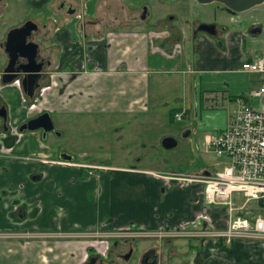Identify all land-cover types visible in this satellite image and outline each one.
Masks as SVG:
<instances>
[{"label":"crops","instance_id":"crops-1","mask_svg":"<svg viewBox=\"0 0 264 264\" xmlns=\"http://www.w3.org/2000/svg\"><path fill=\"white\" fill-rule=\"evenodd\" d=\"M61 1L24 0L21 15L6 25H20L26 11L30 12L27 16H33L30 20L38 24L41 21L38 12L45 10V20H42L45 27L41 31L44 37L41 42L37 41L41 56L49 65L45 68V84L39 82L44 87L39 90V111L27 110L30 101L23 100L16 83L0 82V107L5 110L10 131L7 134L0 128V193L6 194L4 200L0 199V226L18 228L27 223L23 221L24 215L14 223L7 218L10 193L2 191L10 189L12 181L18 178L16 165L11 169L6 164L4 170L2 160L16 161L22 157L34 158L38 164L49 166L44 174L29 172L30 169L20 177L25 185L45 177V195H48L43 205L45 226L100 232L124 228L156 231L184 224H204L207 220L214 229H224L230 219L241 216L239 212H244L245 207L228 211L225 205L206 204L202 184L167 179L176 175L169 174L164 167L153 166L151 152L154 142L172 135L163 125L166 115L170 120L175 113H182L181 120L191 118L192 123L179 126V136L192 141L193 147L199 144V154H204L206 135L224 128L233 117L239 99L264 110V93L251 94L264 88V77L240 70L242 63L264 55V3L257 5L261 7L260 12L243 26L236 22V29L218 21L202 22L214 23L216 33L211 36L191 26H181L179 21L165 27L166 33L161 32L160 22L129 26L126 12L130 10L124 0H78L79 9L75 14L67 11L62 14ZM86 4H91L90 11L84 9ZM4 34L5 31L0 38ZM2 62L0 56V69ZM41 112H46L51 122H57L58 134L47 133L42 138L39 131H24L10 147L5 146L4 139L14 133L19 123ZM148 117L158 119L149 130L158 123L163 129L148 140L149 153L143 143L132 153L125 145L115 146L123 131L121 119L127 126L130 121L136 124ZM75 118H87L92 125L109 121L108 130L100 131L113 133L112 142L105 143L103 148L90 140L93 150L88 152L67 145L65 126L60 125L63 119ZM53 137L59 141L54 147ZM59 153L73 159L59 160ZM58 168L69 171L55 170ZM82 169L96 172L92 176L96 195L87 206L83 203L82 183L68 182L72 177L81 176ZM203 169L187 175L207 171ZM56 187L61 192L57 193ZM86 187L89 191L95 188L91 189L89 182ZM50 194H54V205L63 206L56 221L49 217ZM70 240L42 241V252L36 260L40 264H85L87 256L96 253L104 256L108 250L103 244L87 245ZM185 240L174 241L184 243ZM192 241L196 246L189 252L197 264H264L263 243L232 239L228 244L218 241L216 246H202L197 239ZM6 245L0 247V264H21L19 255L27 251L26 245ZM4 249L6 252L2 255ZM109 258L102 257L103 262Z\"/></svg>","mask_w":264,"mask_h":264},{"label":"rangeland","instance_id":"rangeland-1","mask_svg":"<svg viewBox=\"0 0 264 264\" xmlns=\"http://www.w3.org/2000/svg\"><path fill=\"white\" fill-rule=\"evenodd\" d=\"M24 0H4L0 4V36L5 31L8 32L11 27H7L15 20L17 17L21 15L23 12L22 2ZM60 1V0H58ZM63 1V2H62ZM60 3L64 5H68V9H71L72 14H75L79 9L78 0H62ZM127 3L128 9L126 14V20H128L129 26L131 25H140L146 22L145 26L153 25L155 19L166 15H172L179 19L184 20H193L195 22H219L223 26H230L236 29V22L238 25L243 26L244 23L248 22L250 17L257 12H260L261 7L255 6L254 9L251 8L248 11L238 13L237 17L233 16V22L229 21V15L226 12L222 11L221 5L218 3H209V4H199L194 0H124ZM90 5L86 4L84 9L86 11H90ZM145 7L144 19H140L141 17V8ZM264 7V6H262ZM56 9H53L55 12ZM62 14L64 11L61 9ZM264 12V11H263ZM140 15V17H139ZM68 18V17H66ZM240 20V21H237ZM160 24V23H159ZM214 24V23H213ZM157 25V24H156ZM126 26V25H125ZM158 28V27H156ZM53 116V115H52ZM53 118V117H52ZM70 118V117H68ZM123 122H120V126L123 128V131L119 133V142L115 146H127L130 153L133 152L136 148H139V145L143 143L145 147H148L150 143H147L148 140L153 138L155 134H160L163 132V129L160 128V123L157 124L156 128L153 130L150 129V125L152 126L158 119L148 117L147 119H140V123L132 124L131 121L126 126V122L121 119ZM52 121V120H51ZM191 118L174 121L173 119H168L166 115V122L164 120L163 125L165 129L172 133L170 137H173L177 144L174 148L169 150H164L160 147L158 142H154L151 156L155 160V164H152L155 167H164L166 171H169V174L174 175H184L194 174L198 172V169L204 168L203 170H207L208 172H216L220 171L223 167V158H217L210 152H203L204 154H199L200 145L197 144L195 147L192 145V141H188L187 139L179 136L178 129L179 126H183L187 123H192ZM53 130L49 132V134L57 133L58 134V125L56 121L52 122ZM106 125H110L109 121L102 122V124H94L92 125L91 121L87 118H75L72 120H64L61 122L60 127L65 126L64 132V142L71 146L72 148L80 147L81 152H88L93 150V147L90 146V140H93V143L105 148L107 142H112L113 133L102 132L100 130H108ZM126 126V127H125ZM147 130V131H146ZM106 138V139H105ZM163 138V137H162ZM101 140L96 141V140ZM111 139V140H110ZM192 139V138H191ZM190 139V140H191ZM52 141L56 146L59 141L57 138H52ZM61 143L63 141H60ZM146 143V144H144ZM205 147V146H204ZM110 148V147H109ZM112 149V148H110ZM114 151V149H112ZM149 153V147L144 149ZM115 154H117L115 152ZM137 158V157H136ZM121 156L119 154V160H121ZM34 158L29 160L27 157H22L17 159L16 161L5 159L1 162V167L5 170L6 164L12 169L17 168V176L15 182L12 181L10 189H2V191H8L10 193V201L8 203L9 209L5 212L7 214V218L14 223L18 221V218L24 215L23 221L27 223L23 227L13 228V227H3L0 226V247H4L5 244L8 246L9 244H24L27 247V251L24 255L20 254L19 259L21 264H40L38 259V254H41V242L42 241H57L58 239H72L75 243H89L95 242L97 245H101L106 242L108 246L106 258L111 256V259L102 262V264H138L139 256L141 251L146 248H152L156 255V264H197L194 260L192 254L189 252V249L195 244H192L193 241L185 240L182 242H175L174 240H162L156 238L149 239H130V238H104L98 235L97 237L93 235H79V233L92 232L94 229H86V228H59L58 225L45 226V198L48 195H45V177H40L39 180L29 181L27 185H25V180H21V176L24 173L28 172H40V174H44L45 171L49 168V166L40 165L36 161H33ZM125 160V159H124ZM60 172H68L69 170L58 168L55 169ZM96 172L82 169L81 176L72 177L68 180V182L76 181L82 183V189L85 190L83 195L84 201L83 203L87 206L91 203L96 195L94 190L97 188L92 185V179ZM184 173V174H183ZM2 176L5 178H9V176H5V173H2ZM4 178V179H5ZM10 181H7L9 183ZM91 184L92 191L87 189L86 184ZM16 184V185H15ZM58 185V183H56ZM23 186H25L23 188ZM57 188V187H56ZM56 192H61V188L56 189ZM6 194L0 193V199L4 200ZM51 197L49 203L51 204L50 208V219L52 221H56L59 219L61 213L63 212L61 205H54L52 198L54 194L49 195ZM230 201L233 207H238L242 204V197L240 195L232 194L230 197ZM255 203L250 202L244 205V211H248L251 213H257L255 210ZM49 208V210H50ZM242 216L244 212H239ZM2 213L0 214L1 217ZM97 230V229H96ZM59 235L58 237H56ZM73 235V236H71ZM70 240V241H72ZM144 240L151 241L150 243L144 242ZM113 241H115L113 243ZM133 241L134 250L131 252L130 256L127 260L119 259L120 254L124 253L126 250L125 242ZM143 241V242H142ZM6 250L2 255H5ZM114 260V261H113Z\"/></svg>","mask_w":264,"mask_h":264},{"label":"built area","instance_id":"built-area-1","mask_svg":"<svg viewBox=\"0 0 264 264\" xmlns=\"http://www.w3.org/2000/svg\"><path fill=\"white\" fill-rule=\"evenodd\" d=\"M240 70L244 73L264 76V55L250 63H242ZM262 93H264L263 87L257 92H251L256 95ZM181 118L182 113L173 115L175 121ZM204 141V152H210L215 157L226 160L222 169L209 172L206 176L200 173L188 176L176 175L167 179L182 184H202L206 204L226 205L229 211L232 210L231 195H240L243 201L238 209H242L246 203L254 202L257 213L249 212L248 217L236 216L230 219L224 229H214L205 220L204 224H184L166 229L160 228L156 231L124 228L111 232L79 233V235L130 239H188V241L197 239L202 246H216L218 241L228 244L232 239L264 244V110L248 105L243 98L239 99L231 120L223 129L206 135Z\"/></svg>","mask_w":264,"mask_h":264},{"label":"water","instance_id":"water-1","mask_svg":"<svg viewBox=\"0 0 264 264\" xmlns=\"http://www.w3.org/2000/svg\"><path fill=\"white\" fill-rule=\"evenodd\" d=\"M199 4L218 3L222 5L224 10L229 14L243 12L253 6L264 3V0H194ZM72 13V11H68ZM143 18V16H142ZM36 26L31 22L24 23L19 28H14L8 31L6 36L5 53L7 54V64L0 73V82L2 84L18 80L23 92L28 97H31L33 91L38 87L37 80L40 78V66L34 65L35 47L33 43H25L27 36L30 35V31H34ZM195 31L203 32L213 36L215 29L213 24H199ZM26 50L27 52H23ZM18 59H23L25 63L20 64ZM3 111V110H2ZM0 115L5 118L4 112H0ZM20 128V127H19ZM53 125L49 115L41 113L30 120H27L24 125L18 129L26 131H41L43 134L51 132ZM185 137V135H183ZM11 140V138H9ZM10 143L8 144V146ZM160 146L164 150L172 149L176 146V140L173 137H164L160 140ZM57 158L62 161H71L73 157L65 153H59ZM205 175L206 173H202ZM151 253V252H148ZM147 254V253H146ZM143 255L142 259L147 256ZM128 257V255L126 256ZM90 263L94 262L91 258ZM142 262V261H141Z\"/></svg>","mask_w":264,"mask_h":264},{"label":"flooded vegetation","instance_id":"flooded-vegetation-1","mask_svg":"<svg viewBox=\"0 0 264 264\" xmlns=\"http://www.w3.org/2000/svg\"><path fill=\"white\" fill-rule=\"evenodd\" d=\"M4 0H0V4H1V2H3ZM222 6V5H221ZM59 7L61 8V9H63V10H66L67 12L68 11H70L71 9H68V5L67 6H64V4L63 3H60L59 4ZM222 9H223V11H225L224 10V8L223 7H221ZM28 9V8H27ZM226 12V11H225ZM1 13V12H0ZM30 12H28V11H26L25 12V18H24V20L20 23V25H18V26H16V27H11L10 28V30L11 29H14V28H19V27H21L24 23H26V22H31V23H33L35 26H36V29L34 30V31H30V35L29 36H27V38H26V40H25V43H33V44H35L36 45V47H35V57H34V65H39L40 66V78L37 80V83H38V87L33 91V94L31 95V97H28L27 95H26V93L25 92H23V90H22V88H21V85H20V83H19V79L18 80H13L12 82H9V83H16L18 86H19V88H20V90H21V95H22V98H23V100L24 101H30L29 103H28V105H27V110H30V111H32L33 112V110L35 111V110H37V111H39V110H41V109H39V106H38V101H39V99H40V93H39V90L41 89V88H44L43 86H41L40 85V83L39 82H43L44 84H45V68H46V66H48L49 64H48V62L47 61H45V59H43V57L41 56V49H40V46H39V43H38V41H40L41 42V40H42V37H44V36H42L41 35V31L42 30H44V27H45V25H44V22L42 21V20H45V10H42V11H39L38 12V14H39V18H40V23H34L32 20H30V19H32V17L33 16H31V15H29V16H27L28 14H29ZM239 13H241V12H239ZM33 14H37V13H33ZM144 14H145V7L144 6H142V8H141V17H140V15H139V17H140V19H144ZM226 14H228L229 15V20H232L234 17L233 16H237V14L238 13H234V14H229V13H227L226 12ZM27 16V17H26ZM142 16H143V18H142ZM158 22H160V24H161V26H159L161 29H162V31L161 32H164V33H166V31H163V29L166 27V28H169V27H171V25L174 23V22H177V18L176 17H174V16H172V15H166V16H163V17H160L159 19H156L155 21H154V25H156ZM202 22H195V21H193V20H184V19H179V22H178V24L179 25H181V26H191V27H193V29L195 30L196 29V27L199 25V24H201ZM205 24H210V23H205ZM42 25H44L43 27H42ZM158 27V26H157ZM158 27V28H159ZM214 29H215V25H214ZM9 30V31H10ZM7 33L8 32H5V34L3 35V37L2 38H0V56L2 57V59H3V61L4 62H2V66H1V71H2V69L6 66V64H7V54L5 53V44H6V36H7ZM216 33V32H215ZM38 40V41H37ZM35 41H37V42H35ZM24 53L25 52H27L26 50H24L23 51ZM19 61V63L20 64H22V63H25V61L23 60V59H18ZM1 71H0V73H1ZM6 84V83H5ZM44 84H42V85H44ZM3 110V111H2ZM0 112H4V115H5V118H3L1 115H0V128L4 131V133H7V134H10V131H8V128H7V115H6V113H5V110L3 109V107H0ZM41 113H45V112H41ZM41 113H39V114H41ZM39 114H37V115H39ZM37 115H35V116H31L30 118H27L26 120H24V121H22L21 123H19L18 125H17V127L14 129V133L12 134V135H10V136H7L5 139H4V141H5V146H8V144L10 143V145L8 146V147H10L11 145H12V143L14 142V140L16 139V137L18 136V134H20V133H22V132H24V131H26V130H22L21 132H19L18 131V129H20L21 128V126L22 125H24L25 124V122L27 121V120H30V119H32L33 117H36ZM53 125V124H52ZM20 127V128H19ZM53 130V129H52ZM39 132H40V134H41V137L43 138L44 137V135H45V133L43 134L40 130H39ZM9 138H11V140H9ZM89 167L91 168L92 166H90L89 165ZM204 173H206L204 176H206V175H208L209 174V172L208 171H205ZM110 239H113V238H110ZM185 240V239H184ZM187 241V240H186ZM131 242H133V241H130V242H128V241H126L125 242V244H126V248H125V252L124 253H122V254H120V255H118L119 256V259H122V260H127V258L130 256V254H131V252L134 250V247H133V243H131ZM192 244H193V242H192ZM103 246L104 247H107L108 246V244L106 243V242H104L103 243ZM195 248V247H194ZM106 252V251H105ZM148 252H151V253H148ZM107 253V252H106ZM147 253V254H146ZM147 255V256H145L143 259H142V257H143V255ZM128 255V257H126ZM106 255H104V256H101L100 254H98V253H96V254H93V255H91L90 257H88L87 256V258H86V262H85V264H102V262H103V259H102V257H104V259H106V257H105ZM91 258H93L94 259V262L93 263H90V259ZM156 260H157V258H156V255H155V252L153 251V249L152 248H146V249H144L143 251H141V254H140V256H139V260H138V264H156ZM142 261V262H141Z\"/></svg>","mask_w":264,"mask_h":264},{"label":"bare ground","instance_id":"bare-ground-1","mask_svg":"<svg viewBox=\"0 0 264 264\" xmlns=\"http://www.w3.org/2000/svg\"><path fill=\"white\" fill-rule=\"evenodd\" d=\"M249 74V73H248ZM259 75V74H258ZM262 76V75H261ZM264 77V76H263ZM183 116V115H182ZM218 158V157H217ZM224 159V158H223ZM225 162H226V160L224 159V162L222 163L223 164V166L225 165ZM247 204V203H246ZM245 205V204H244ZM226 206V205H225ZM227 207V206H226ZM232 210H234V208H233V206L232 207H230ZM242 209H243V207H242ZM228 211H229V207H228ZM249 212L248 211H244V215L245 216H247L248 217V214ZM230 221V220H229ZM228 221V222H229Z\"/></svg>","mask_w":264,"mask_h":264}]
</instances>
